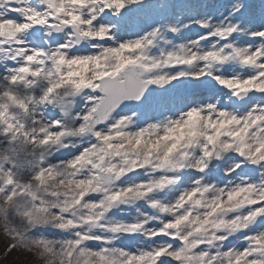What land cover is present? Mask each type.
Segmentation results:
<instances>
[{"label":"snow or ice","instance_id":"snow-or-ice-1","mask_svg":"<svg viewBox=\"0 0 264 264\" xmlns=\"http://www.w3.org/2000/svg\"><path fill=\"white\" fill-rule=\"evenodd\" d=\"M0 231L32 264H264V0H0Z\"/></svg>","mask_w":264,"mask_h":264},{"label":"trees","instance_id":"trees-1","mask_svg":"<svg viewBox=\"0 0 264 264\" xmlns=\"http://www.w3.org/2000/svg\"><path fill=\"white\" fill-rule=\"evenodd\" d=\"M2 237L3 236L0 235L1 239ZM0 264H32V262L28 255L22 251L6 255L3 254V250H0Z\"/></svg>","mask_w":264,"mask_h":264},{"label":"rangeland","instance_id":"rangeland-1","mask_svg":"<svg viewBox=\"0 0 264 264\" xmlns=\"http://www.w3.org/2000/svg\"><path fill=\"white\" fill-rule=\"evenodd\" d=\"M0 235L3 236L2 239L0 238V250L1 251L3 250V254H6V250L9 246V244L11 243V241H10L9 237H7L2 231H0ZM14 252L18 253L20 251L16 250V251L11 252V254Z\"/></svg>","mask_w":264,"mask_h":264}]
</instances>
